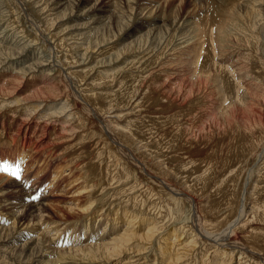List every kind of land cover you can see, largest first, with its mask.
<instances>
[{"label":"rangeland","instance_id":"rangeland-1","mask_svg":"<svg viewBox=\"0 0 264 264\" xmlns=\"http://www.w3.org/2000/svg\"><path fill=\"white\" fill-rule=\"evenodd\" d=\"M72 1L75 2L77 0H72ZM108 1H110V0H99V7L107 6ZM240 1L244 2V3H250L252 0H240ZM23 2H25V1H23ZM114 2L115 3L117 2L118 7L122 8V9L121 8L117 9V13H119L125 17L123 19L125 21V25L129 24L131 21V26L135 27V32L133 33V35H135L134 38L137 37L138 35L143 36L144 34H147V31H149L148 29L150 27L152 28V26H153L152 20L155 17H159V18L163 19V22L166 26L165 27L166 29L169 28L170 22L172 21V18H173L174 20H176V19L180 20V21L184 20V21H188L189 23L194 24L195 28L200 30V32L202 34L205 33L204 34L205 36L203 35L205 37V39L206 38L214 39V40H211V42H209V40L207 39L208 44H210V43L213 44L212 41L213 42L216 41V43H217V41L222 42V44H220L221 46L218 49L217 56H220L221 58H224V59L216 58V61H217L216 63L219 64V62H220V64H224V60L227 59L226 54L231 56V57H234L235 55L241 53V52H239L241 50L240 47H238L232 39L229 38L230 40H228L227 37L224 38V37H221V34L218 35V33L221 31V26H219V24L220 23L222 24V19L224 20L226 18V16H228V11H227L228 6L223 3V0H136L135 7L137 8V12H136V10H130V8L126 9V8H128V6H126V0H115ZM213 2H215V3H213ZM209 4L210 5L212 4L213 6L215 5V7L218 9L219 17L216 20L217 24H215V22L213 23L216 26H214L213 24L211 25V23H210L213 19H211L210 21L206 20L207 14L210 13V11H208V9H207L210 6ZM230 4H233V3L231 2ZM2 5H3L4 9L7 11L8 10L7 1H5V0L2 1ZM248 7H251V6H248ZM73 9L74 8L69 7V11H68V8H66L67 17H63L60 19L58 29L56 30L57 27L54 28L55 31H53L51 33V35H55V34L58 35V32L69 29L72 26H78L79 24L89 22V20L87 18H80V19H75V20L71 19V17L68 16V14H72ZM83 10L84 11H82V12H84V14H85L87 9L86 10L83 9ZM263 10H264V5L261 6V12L264 15ZM139 11H140V13H139ZM29 12H30L31 16L38 21V18L33 15L34 10H29ZM104 15H106V17H107L108 13H105ZM128 17H129V19H128ZM21 18H23V17L21 16L19 18L20 24H18V22L16 21L17 17L14 15V13L12 15H11V13H8V14H6V17L0 16V28H1L0 33H1L2 28H4L7 34H14V37H16V35L18 34L17 36H19V38L22 39L23 42L27 41L28 44L32 43L31 39L34 38L33 31L32 30L30 31L28 28H25V26L29 27L30 24H28L27 21H25V23H22L20 21ZM139 19H140L141 23L139 21L136 22V20H139ZM163 22H159L160 24L158 23L155 25H161V23L163 24ZM111 27H110L111 29L110 28L102 29L100 34L104 33L103 35L107 36L108 31H112V34H114L116 36L115 41H112V39H111L112 42L111 41L106 42L103 45H100L98 41L97 42L95 41V37H97L99 35V31H98L99 27H96V30H95V28L93 30H90V29H88V30H72L70 32L72 35H68L69 34L68 31L64 33V34H66L68 36H72V37H76L77 35L84 36V34H86L88 32L91 33L92 35H94V37L92 38L91 41H87L85 43L86 45L85 44L83 45L84 48L88 47L87 54L85 57L86 62H84V63L81 62V64L79 63L78 65H76L74 67V69L71 70L72 72H74V71L75 72H77V71L83 72V74H82L83 79H81L80 82L77 81V86H78L77 92L80 94V96L83 99H86L89 102L94 104V108H96L97 111L99 112V115L103 119V122H105L106 120L110 121V122L112 120H114L116 122L118 121L119 122L118 126H120V127L117 126L118 128L124 129V130H126V132H130V134L132 136H134V140H136V143L131 144V147L133 148L134 151L138 150L136 154H138L137 155L138 159L140 158L139 160L142 161L143 164L147 163V160H148L149 168L147 166L148 164H145L148 168L147 169L148 173L151 172L150 174H152L153 176L157 175L169 187L170 186H171V188L177 187V189L179 188V190L188 192L189 194L191 193V195L194 197V199L196 198L195 200H197V212L199 213V215L201 217L200 221H198V220L197 221L200 225L201 224L204 225L205 222L208 224L215 222L216 221L215 215L221 214L220 212L219 213L216 212V208H217V205L219 204V201L222 198V189L225 187L227 188L228 187L227 185L230 183L231 184H236V183L239 184L241 179H242V181H244V179L242 177L237 175L238 177H236L235 179H231L232 182H229V181L226 182V178L229 176V175L227 176L228 170H227V168H225V169L222 168V165H223L222 160H224L227 157L226 148L229 147L230 149L234 148L237 150V149H239L240 146H243V144H250V146H251L252 145L251 142H253V144L254 143L255 144L252 146V148L255 150V152H254L253 156L248 157V158H250L248 163L249 164L252 163L254 165L256 162V165H258V164H260L262 157L264 160V151H263L264 150V104H263L264 103V91H263L264 90V76H262V75L258 76L255 73V71H259V69H258L259 66L256 64V62L247 63V67H249L248 69H250L249 73H251V75L253 77L252 79H255L257 81L256 84L259 87L260 92H254V97H253V95H250L251 97L247 98L245 106L242 109V111L245 112V113L242 112L241 116L244 117L242 119V121L232 120L231 118L226 117V111H224L221 114L222 109H220V108H219L220 109V112H219L220 115L216 114L217 108L219 107L217 104H221V101L216 97L218 95V93H216V91H217V89H215L216 85L214 87L213 82H205V84L203 83L201 85H198V84H196L195 80H193L192 78L190 79L187 76L186 83L189 81L187 84H189L190 87L191 86L194 87V88L191 87L193 89V90L191 89L193 95H192V93L191 94L189 93L187 88L185 90L184 88L179 86L182 82H185L182 80L181 77L173 82L174 85L172 84L173 86L171 85L170 86L171 88L170 87L167 88V84L169 83L168 79L170 78L168 74L171 71L176 72V70L178 68V62H174L171 64H169V63L165 64V62L167 61V58L169 57L166 52H162V56L156 59L155 56L153 55L154 54L153 51L151 54V52H150L151 50L149 49L151 47L149 45H151V44L146 43L147 41L145 43H144V41H141L136 46L137 48H135V49H141V50H139L140 54L131 55L129 53H126V54H128V56L126 55V57L122 60H119L120 62H118V63H111L112 64L111 68L107 67V69L99 70L100 69L99 65L102 62H104L105 60H108L107 56H106V55H108V53L105 52V53H107V54H105L102 52H104L110 48H113L115 50H119L121 47L120 46L121 44H125V42L128 43L129 41L133 40L131 38V37H133V35L130 37L131 39L125 38L126 37V32L124 34L125 29L121 33V32H117L116 28L113 27L112 25H111ZM124 28H125V26H124ZM51 29H52L51 27H48V30H51ZM262 29H264V26L259 27V29L256 27L245 26V30L247 31L248 35L252 31H255V30L260 31ZM96 31H97V33H96ZM142 32H143V34L141 35ZM118 35H119V37H118ZM58 38H59V36H58ZM61 38H63V41H64V43L62 45L63 46L62 50L64 53L68 49L66 47V45L68 46V43L67 42L65 43L67 37L62 36ZM167 42L172 44V39L168 38ZM164 43H166V41H164ZM31 45H35L33 47V49L35 48V52L34 53L32 52L31 56H37L38 54L40 55L39 52H41L42 53L41 56L42 57L44 56L43 59H45V58L48 59L49 55L47 53H45V50L43 48L44 47L43 44H40V42H38V43H32ZM99 46H100V48H99ZM262 46H263V41L261 40L260 46L258 45L257 47L261 48ZM147 47H149V48H147ZM39 49H40V51H39ZM223 51H225L226 54H223L222 53ZM160 52H161V49L157 53H160ZM82 53L83 52H81V53L77 52L75 55L77 56V55H80ZM45 56H47V57H45ZM142 56H143V58L140 60L139 58ZM120 59H121V57H120ZM126 60H128L129 62L135 63V64L131 63L128 67H126L124 69V71L121 70L119 73L115 74L116 72H118V69H120V67L121 68L124 67L125 64H121V63H126L127 62ZM115 64H118L119 66L118 65L115 66ZM14 68H16V67H13L12 69H14ZM77 68H79V69H77ZM106 75H111V76L114 75V76L109 81L105 78ZM165 77L168 81L164 80ZM51 78L54 79V81L58 82L60 86L63 85L65 87L67 93L71 92V90L68 87V86H70V83L66 79L63 80V78L61 77L62 81L61 82L57 81L58 76L56 75L55 72H53ZM124 78H128L127 83L128 82L137 83V85L134 84V86L136 87L137 90L141 89L139 91V94L135 95V101L132 102V104H130V101H131V99L135 93L131 94L130 98H128L127 101L126 100L124 101L125 102L124 104H122L123 101L120 102V100H116L117 97H111V94H113V92H115L117 89H119L121 87V85H122L121 79L124 80ZM178 80L181 82L179 83ZM1 81H2V76H0V82ZM164 81L166 82V84H163V83H165ZM177 82H178V85H177ZM26 84H28L27 87L28 86L30 87L36 83H35V81H33V84L31 82V83H24L23 85H26ZM88 85H89V87H88ZM205 85H206V87H205ZM126 87L127 86L124 85L123 88L125 89ZM197 88H198V91H197ZM164 89H166V91ZM9 90L12 92L11 97H9L8 93L2 92L3 95H6L7 97H9L6 101L7 103H12V104L18 105V106H22V104L24 103V105L27 104V105H25V107H27L28 109L30 107H32L33 108L32 111H35L36 109H38L39 106L41 107V109L38 112L42 117L35 115L37 113L30 112V114L33 115V117L35 118V120H36L35 126H37V128H34L33 131H37L38 129L45 127L47 125V123L49 125H51L52 128L54 127L53 131L55 130L57 132L61 130V127L67 128L68 126L72 127V126L76 125L77 121L75 120L74 117L67 119L65 116L66 120H64L65 119L64 117H60L59 119H56L55 116H52L51 118L45 117V115L48 112L53 111V109L56 108L57 103L51 102V103L46 104L47 100H44V99L53 98V97H55L54 95H52L50 93H44L42 96L37 97L36 99L30 100L29 98H32V97L28 96L29 91L26 89L21 88L18 91V93H16V92L14 93V91L16 90V88H14V87L9 88ZM68 90H70V91H68ZM151 90H153V91H151ZM170 90H172V91H170ZM150 91H151L150 98L144 100L143 102H140V100L143 96L148 97V95H149L148 92H150ZM195 91H197V93ZM207 91L211 92V93H208ZM153 92H155V93H153ZM214 92L216 93V95ZM63 93H64V90H63ZM162 93H164V94H162ZM187 93H189V95H191V96H189ZM176 94H177V96H176ZM178 94H179V96H178ZM0 95H2V94H0ZM73 95L75 96L74 98H77L76 92L73 93ZM157 95L159 97L161 96V101L159 103H154V101L157 99ZM173 95H175V96H173ZM185 95H187V96H185ZM205 96H207V97H205ZM62 97H61V99L63 101ZM154 97H156V98H154ZM184 97H187L188 99L184 98ZM193 98H194V100H193ZM216 98H217V101H216ZM68 99L70 100V102H69L70 104L74 103V101L71 97ZM183 99L184 100L187 99V100H185L186 102ZM253 99H255V100H253ZM113 100H114V103H113ZM182 101L185 103H183ZM127 102H129V103H127ZM135 103H138L139 111L138 112L129 111L131 108L130 105L133 106V104H135ZM105 104H106V106H105ZM181 104H184V107ZM215 106H218V107H215ZM211 107H213V108H211ZM0 108H1V106H0ZM7 108L2 109V110L0 109L1 110L0 122L3 123V125H4L3 128H5V129L8 126L12 127L15 124V121L18 120V118H19L18 114L8 116L9 112H8ZM196 108H197V110H195ZM198 109H199V111H198ZM212 109L214 110V112L211 115V113L213 111ZM111 111L116 112V113L110 114ZM205 111H206V114H205L206 116L204 115ZM75 113L77 115H81V119L84 120L85 123H84L83 128L81 127L79 129H76V130L73 129L74 131L79 132V130L87 131L90 129L91 130L95 129V126H93V125L91 128V119L93 120L92 116L90 118V117H88L87 114L81 113L78 109L75 111ZM128 113L129 114L131 113L133 115H129V116H131L129 118V116L126 115ZM9 114H11V113H9ZM176 114H179L177 118H175L171 122H167V123L165 122L167 117H171V116L176 115ZM113 115H115V116L120 115V117L117 120H115V119L111 118ZM147 115L149 118L147 117ZM246 116H247V118H246ZM10 117H12V118H10ZM158 117L160 119L163 118L164 121H162V119L161 120L155 119ZM220 119L222 121H220ZM191 121H192V123H190ZM36 122H37V124H36ZM56 122H57V124H56ZM93 122H94V120H93ZM158 122L159 123L164 122L166 124H162V125L158 126L157 128H154V129L150 127L149 130H146V129L142 128V126H140L141 124H144V123L147 126H154V123H158ZM181 122H183V123H181ZM44 124H45V126H44ZM81 125H82V123H81ZM131 125H133V126H131ZM172 125L177 127V129L179 128V136H178L179 142L177 143V145H178L177 151L178 152H176L177 153L176 154L177 159L180 161L179 163H177L176 161L175 162L170 161L171 164L168 163V159H169L168 155L165 157H160L157 159V158H152V157L147 158L148 156L145 157L146 155L141 154V151L139 150L140 148L144 147V148H146L145 150L147 151L148 149L146 146L152 144V141H149L147 143V141L145 139H149V140L156 139L158 141L160 139L162 133H163L162 135H164L165 139L169 138L170 137L169 134H172V131L175 128ZM189 125H190V127H189ZM218 125H219V127H218ZM71 127H68V128H71ZM159 127H161V128H159ZM186 127H188V128H186ZM257 127L260 128V130L263 129V131L261 133L262 136L258 137V133L256 131V132H254L255 137L257 136L255 139L253 138V136H250L251 138L247 139V141L244 142L243 144H240L241 138H246L245 136H246L247 130H252V132H253L254 130L258 129ZM127 128L130 131L127 130ZM170 128H172V129H170ZM99 129H101L100 123H99ZM91 130H90V132H91ZM192 130L194 132H192ZM95 131H96V133H94L95 135L93 137H91V138L88 137V139L82 138L83 141H81L80 135L76 138V136L73 137V136H70V134H68L66 138L63 137L59 140L57 147H56V150H55V154L52 157H49L47 155H45V156L40 155L37 157L38 160L35 159V163L34 162L30 163V161L28 162V159H25L24 153L22 155L21 150L18 147H16L15 145L9 144L4 136L0 137V139H1L0 140V142H1L0 143V164L9 163V164H12L13 166H15L16 164H19L20 169H21L19 180H17L16 178H14L13 176H11L10 174H8L6 172H0L1 178L4 176L2 178L4 182H1V184L3 186H0V190L2 191V194H3L2 199L5 201H9L10 203L16 204V202H18L19 199L23 198L24 194L29 195L31 193L30 195L35 196L37 198V199L33 200L34 204L38 202V207H37L39 209L38 215L29 214V215L23 216L22 212H21L20 205L13 207L12 210L6 211V210L2 209L0 211V220L4 221V224H6V226H5L6 228L14 221L13 227H14L16 232L20 233L23 230L24 232H26L28 234L26 236V239L22 240L20 242V244L22 242L32 241L33 239L36 238V236L38 234H40L42 232V228L40 230L39 226L33 225V222L38 217L44 221L43 223H41V225H42L41 227L44 226L46 229H48V227L49 228L51 227L50 225H52L53 227L58 226V228L50 229V231H43V233H42L43 240L46 241L45 247L48 248L49 251H51V252L58 253L60 250L63 252L65 249H70L71 247H73V249L83 248V247H85L84 244L87 243L88 245H94V244L98 243L99 240L101 241L100 244L102 243V239L105 237V235L102 234V232H103L102 229H104V225H105L104 223L105 222H102V221H100V223L98 221H97L98 223L96 221L93 222L92 220H90V216L83 215V212L80 213V211L86 210V208H88V205L90 204L89 201L92 198L89 197L87 194H83L81 196H76L74 189L76 190L77 188H79L81 183H80V185H76L77 186L76 188L74 187V185L69 184L74 178H78V177L82 176V177H80V179H82L83 182L81 180H79V182H82V183L87 182L86 184H92L93 183V187L98 185L99 188L98 187L96 189L94 188L95 191H94L93 196L96 197L97 199H100V200L102 199V201L104 200L103 201L104 203L100 204V206H103L102 207L103 209H104V207L105 208L108 207L107 214H105L106 217H102V218L99 217V219L106 220V221L116 219L117 221L115 222V224H116L117 228L119 227L118 229L120 230V233L124 230V228H126V226L124 227L125 224L122 222L123 217L125 215L128 216L126 213L131 214L138 219V220H135V222L138 221V223L136 224L137 226L135 225V227H137V228L134 231L137 233V235H140L141 237L139 239L136 238V239H134V241L130 242L131 245L130 244L129 245L131 247L129 249L127 248V244L125 245V248L122 249L121 250L122 252L120 253L121 256H123L124 258H128V257L130 258L131 255L134 254L136 256L134 259L139 260V261H137L136 264H144V263L145 264H224V263L225 264L226 263L227 264H234V261L229 260V256L227 254H224L226 247L221 248L220 246H216V247L212 246L211 240H208V239L206 240V238H203L202 233H200V231L197 229L196 225L193 224V220H192L193 215L191 214L187 218V216H186L187 214L184 213V205H181V203H178V202L174 201L172 198L168 197L167 195H170V194L168 191H166V188H164V186L152 183V185L150 187L148 186L149 187L148 193L144 194L143 196L139 194L140 193L139 190H134L133 192H131L130 195L129 194H126V195L121 194V196L118 195L116 197L117 199L109 198L111 196V192L108 190V188H107L108 186L104 182L99 181V177H100L101 172H102L101 170H103V168L105 167V165L107 163L105 151H104V153H102V149L107 148V147L103 146L104 143H103V134L102 133H104V132L103 131L101 132L100 130L99 131L95 130ZM156 132H157V134H156ZM80 133L87 136L85 132L84 133L80 132ZM38 134H40L39 131L37 132V135ZM209 134H211L212 136L211 135L209 136ZM216 134H217L218 138L221 137L220 141H218V142L216 141V139H218L217 137H215V139H212V137L215 136ZM110 135L113 138L114 137L116 138L117 133L112 131V133H110ZM203 136H205V137H203ZM100 137H102V138H100ZM206 137L207 138L210 137L209 140L210 139L211 140L210 141L207 140ZM226 138H228V140H226ZM233 138H234V140H233ZM223 139H224V141H223ZM122 141H123V139H122ZM194 141H195V143H194ZM225 141H226V144H225ZM123 142H126V140H124ZM99 143H100V145H99ZM217 143L220 146V149H219L220 152L216 151V153L217 154L219 153L221 166H220V164H218L219 158H218V156H216L217 154L213 155V153H211L214 149H216L218 147L216 145ZM114 144L116 146V143H114ZM201 145L203 147H201ZM206 146L207 147L209 146V147L207 148ZM117 147H118V144H117ZM131 147H127V148L131 150ZM187 148H189V149L187 150ZM98 152H99V154H97ZM118 152L121 153L120 150ZM188 152H190V154H187ZM93 153L95 154V156ZM115 153L117 154V156L118 155L120 156V157L118 156L120 158L119 159L120 161L118 162V164L120 163L119 165L121 167L126 166V165H131L132 167H136V165L134 164L133 161L127 160L126 158H124V156H122V154H119L117 152H115ZM57 154L58 155H60V154L66 155L68 157L67 159L77 158L80 156V154H82V156H80L81 157L80 165L83 163V168L85 169L83 171L84 173L83 172L81 173L78 170L77 172H74L72 174V177H68V178L67 177L65 178V177H63V175H60V173L64 174L68 169H66L67 167L64 166L65 165L64 160L54 159V156H56ZM97 155H99V156H97ZM139 155H140V157H139ZM93 156H94V158H93ZM121 156L124 159L121 158ZM195 156H197L198 158ZM141 157H143V158L141 159ZM252 157H253V159H252ZM258 157H260V158H258ZM52 159H54V160H52ZM191 159L192 160L201 159L200 161H204V159H206L209 161H208V163L207 162L203 163V164L200 163V165H198L196 163H192L191 165L194 166L192 171H186V170H191L192 166L191 167L185 166V169H186L185 172H191L189 175L183 174V171H180V170H179V172H177L176 169L178 166L180 168V165L185 163L184 161L188 162ZM155 161L156 162L160 161V167H161V165L163 166L161 168H165V167H168V168L170 167V168L168 169V171L159 170V169H157L159 167L157 165H155L156 164ZM100 165H101V167H100ZM248 165L245 166V168L247 167L246 169L244 168L245 171L248 170V167H249ZM61 167H63V168L61 169V172H59V169ZM232 167H235V166L232 165L231 168ZM173 168L176 170L175 173H174ZM255 169H256V167L253 166V167H251V170H249V173H250L249 175L251 177V178H249L250 185H252V183L254 181L252 179H255L257 176L256 174L255 175L253 174L255 172ZM97 170H99V171L97 172ZM171 170H173V171H171ZM128 171H129V169H128ZM143 171L137 170L135 173L136 174L135 180H137L136 184L137 183H138V185L141 184V186L146 184L147 180H150V179H148V177H145L147 172H145V171L143 172ZM58 172H59V174H58ZM80 173H81V175H80ZM96 174H97V176H95ZM196 174H200L201 176H203V179H202L203 183H201L200 185H196L194 183V182H198V181H195V179H194V176ZM55 177H59V178H55ZM145 178H146V180H145ZM53 179H55V180H53ZM84 179H86V180H84ZM151 179L153 180L154 178H151ZM238 179H240V180H238ZM154 180L157 181V179H154ZM220 180H222L223 182L222 181L219 182ZM52 181H53V183H52ZM124 182L128 183V182H132V180L120 181L119 182L120 186L118 187L119 189H121L125 186V185H123ZM218 182L220 183L218 185L219 190L215 191V189L217 187L215 185H217ZM157 183H158V181H157ZM260 184H262L261 179L259 180V185ZM71 185L74 188H71L72 187ZM224 185H226V186H224ZM130 187H131V183L127 184L126 188H124L123 190H125V189L128 190ZM198 187H199V190H198ZM187 188L188 189L190 188L191 191H189ZM208 189H209V191H208ZM101 191H103V192H101ZM248 196H249V193H248L247 197ZM166 199H167V201H166ZM214 200H216V208H215V201ZM251 203L248 201L247 211L243 212V214H246V216H245L246 218H247V215L248 216L250 215V211H248V210L250 209ZM169 205H172V208L175 209V213L177 210V213H176L177 216L173 210H172V212L169 211L170 212L169 213L167 210L165 211V209L162 208V207L166 206L169 209V208H171V207H169ZM98 207L99 206L97 205L95 207V209H98ZM253 207L256 209V207L254 205H253ZM232 208L235 209L236 207L232 206ZM185 209L187 212V206H185ZM166 212H168V213H166ZM234 212L232 213V210H231V211L227 212V214L222 215L221 218H223L225 220V224L228 225V223H230V222L232 223V221L234 219H238V218L240 219V217L243 215V214L240 215V213L234 214ZM103 214H104V212H103ZM169 214H171V215H169ZM238 216H240V217H238ZM92 217H93V215H92ZM185 217L187 219H185ZM33 218H36V219L33 220ZM132 218H134V217H132ZM95 220H97V218H95ZM244 220L245 219H241L239 222L242 224V223H244ZM101 222H102V224H101ZM62 223L68 224V226H66L64 224L61 225ZM240 223H239V225H237V227L240 226ZM56 224H58V225H56ZM148 224H153L151 226V228L154 225H157L156 227H158V224H161L159 226L160 230L159 229L158 230L153 229L154 233H151L152 236H147L145 234H146V230L148 228V226H147ZM94 227H95V229H94ZM254 228L256 230H259L257 225L254 226ZM203 229L205 232H207V233L209 232L210 234H213L215 236H216V233H219L223 230V228H221L218 231H214L211 229V227H209V228L203 227ZM262 230H264V229H262ZM157 231H159V232H157ZM57 233H58V235H57ZM72 236H76V237H72ZM241 237L243 238V235H241V233H239L238 235L235 236V240L237 241L238 238L241 239ZM67 238L70 240L72 239L74 241L77 240V241H81V242L80 243H74L73 246H68V244H67V246H64L63 244L66 242ZM108 238L109 237L105 238L104 242L108 241L109 240ZM49 240H51V241H49ZM50 243H52V245L54 244V246H50L49 245ZM82 243H83V245H82ZM34 244H35L34 241L30 242L29 247H32V248L35 247ZM11 246H13V244ZM11 246L7 245L5 247L9 248ZM135 246H137V247H135ZM50 247H53V249H50ZM139 251H140V253H142V255H138ZM3 253H6V250H4ZM62 254L67 255V254H69V252L65 251ZM127 261H128L127 259H124V262H127ZM99 263L101 264L102 262H99ZM115 263L113 262L112 264H115ZM92 264H94V263H92Z\"/></svg>","mask_w":264,"mask_h":264},{"label":"bare ground","instance_id":"bare-ground-1","mask_svg":"<svg viewBox=\"0 0 264 264\" xmlns=\"http://www.w3.org/2000/svg\"><path fill=\"white\" fill-rule=\"evenodd\" d=\"M2 1H4V0H0V16L6 17V14H8V13H11V15L14 13V15L17 17L16 21L18 22V24H20L19 18L22 16L23 18H21L20 21L22 23H25V21H27V23L30 24L29 27L25 26V28H28L30 31L31 30L33 31L34 38L31 39L32 43L40 42V44H43V46H44L43 48L45 50V53H47L49 56H48V59L47 58L43 59L44 56L43 57L41 56V54H42L41 52H39L40 55L37 53L38 54L37 56H31L32 52L33 53L35 52V48L33 49V47L35 45H31L32 43L28 44L27 41L23 42V40L20 39L19 36H17L18 34L16 35V37H14V34H7L5 29L2 28L1 33H0V76H2V81L0 82V86H1L0 87V94H2V95H0V106H1L0 109L2 110V109H6L8 107L7 110L9 113H11V114L8 113V116L18 114L19 118H18V120L15 121V124L13 123L14 125L12 127L8 126L6 129L3 128L4 125H3V123L0 122V137L4 136L9 144L15 145L16 147H18L21 150V154L23 155V153H24L25 159H28V162L30 161V163H33V162L35 163V159H37V157L40 155H44V156L47 155L49 157H52L55 154V150H56V147H57L59 140L63 137L66 138L68 134H70V136H73V137L76 136V138L80 135L81 141H83L82 138L88 139V137H90V138L93 137L95 135L94 133H96L95 130H98V131L100 130L101 132L103 131L104 132V133H102L103 134V143H104L103 146L107 147V148L106 149L103 148L102 153H104V151H105L107 163H106L105 167L103 168V170H101L102 172H101V175L99 177V181L104 182L108 186L107 188L111 192V196L109 198L117 199L116 197L118 195L121 196V194H124V195L129 194L130 195L131 192H133L134 190H139L140 193L139 192L138 193L143 196L144 194L148 193V188L152 185V183L164 186V188H166V191H168L170 194V195H167L168 197L172 198L174 201H176L178 203H181V205H184V213L187 214L186 215L187 218L191 214L193 215V217H192L193 224H195L197 229L200 231V233H202L203 238H206V240L207 239L211 240L212 246H215V247L220 246L221 248L226 247L224 254H227L229 256V260L234 261V264H264V230H262V229H264L263 228L264 227V160L262 157L260 164L256 165V162L254 165L252 163L249 164L248 162H249L250 158H248V157L253 156L255 150L252 148V146L255 143L253 144V142H251L252 143L251 146H250V144H243L244 142L247 141V139L251 138L250 136H253V138L255 139L257 136L255 137L254 132H256V131L258 133V137H261L262 136L261 133H262L263 129L260 130V128L257 127L258 129L254 130L253 132H252V130H247L248 134L246 133V136L244 135L246 138H241V140H240V144H243V146H240L239 149L236 150L234 148L233 149H230L229 147L226 148L227 157L224 160H222L223 158L221 159L223 161L222 164L224 165V166L222 165V168H224V169L227 168V170H228L227 176L228 175L229 176L226 178V182H228V181L232 182L231 179H235L238 176L242 177L244 179V181H242V179H241L239 184L238 183H236V184L230 183L227 185L228 186L227 188L226 187L223 188L222 189V198L219 201L217 208H216V200H214L216 212H218V213L220 212L221 214L215 215L216 216L215 222H213L211 224H208L205 222L204 225H202V224L200 225L198 223V221H200L201 217H200L199 213L197 212V200H195L196 198L194 199V197L191 195V193L189 194L188 192L179 190V188L177 189V187L176 188H171V186L169 187L160 177H158L157 175L153 176L152 174H150L151 172L148 173V170H147L149 168L148 160H147V163L144 162L145 164H148L147 165L148 168H147V166L145 164H143L142 161L139 160L140 158L138 159V156H137L138 154H136L138 150L134 151L133 148L131 147V144L136 143V140H134V136H132L130 134V132H126V130L118 128V127H120V126H118V123H119L118 121L116 122V121L112 120L113 122L112 121L110 122V121L106 120L105 122H103V119L99 115V112L97 111L96 108H94V104L89 102L86 99H83L80 96V94L77 92L78 91L77 81L80 82L81 79H83V75H82L83 72H80V71L72 72L71 70L74 69V67L76 65H78L79 63L81 64V62H83V63L86 62L85 57L87 54L88 47L84 48L83 45L87 41H91L92 38L94 37V35H92L91 33L88 32V33L84 34V36H80V35H77L76 37L68 36V35H72L70 33L72 30H88V29L93 30L94 28L96 30V27H99V30H98L99 35L97 37H95V41L96 42L98 41L100 45H103L106 42H110L111 39H112V41H115L116 36L114 34H112V31H108L107 36L106 35L104 36L103 35L104 33L100 34L102 29L110 28L111 25L116 28L117 32L122 33L125 29V31H124V34L126 32L125 38L126 39L132 38L133 40L129 41L128 43L125 42V44L120 43L121 47L119 50H115L113 48H110V49H107L106 51L102 52V53H105V52L108 53V55H106L108 60H105L104 62H102L99 65V68H100L99 70L107 69V67L111 68V65H112L111 63L120 62L119 60L124 59L126 57V55L128 56V54H126V53H129L131 55L140 54L139 50H141V49H135V48H137L136 46L141 41H144V43L147 41L146 43L151 44V45H149L151 47L150 48L147 47V48H149L151 50L150 51L151 54H152V51L154 52L153 55L155 56L156 59L162 56V52H166L169 57L167 58V61L165 62V64L166 63L171 64L174 62H178V68H177L176 72H174V71H171L170 73L168 72L169 73L168 75L170 78L168 79L169 83L167 84V88H169L173 84L174 81H176L177 79H179L181 77L182 80L185 82H182L179 86H181L185 90L187 88L189 93L191 94L192 93L191 89L194 87L191 86L192 87L191 88L189 86V84H187L189 81L186 83L187 76L190 79L192 78L193 80H195L196 84H198V85H201L203 83L205 84V82H213L214 87L216 85V87H215V89H217L216 93H218V95L216 97L221 101V104H217L219 101L216 103L219 106V107L215 106V107H218L216 114L220 115L219 112H220V109H222L221 114L224 111H226V117L227 118H231L232 120H236V121H242V119L244 118L241 116L242 112H243L242 109L245 106L247 98L251 97L250 95H253V97H254V92H260V89L256 84L257 81L255 79H252L253 77H252L251 73H249L250 69H248L249 67H247V63L256 62V64L259 66V68H258L259 71H255V73L258 76H261V75L264 76V67H263L264 66V29H262L260 31H258V30L252 31L248 35L247 31L245 30V26L256 27L258 29H259V27L264 26V15L261 12V6L264 5V0H252L250 3H244V2H241L240 0H223V3L228 6V9H227L228 16H226V18L224 20L222 19V24L220 23L221 21L219 20L220 21L219 26H221V31L218 33V35L221 34V37H224V38L227 37L228 40L232 39L235 42V44L238 47H240L241 50L239 52H241V53L235 55L234 57H231V56L227 55L225 53V51H223L222 53L226 54L227 59L224 60V64H220V62H219L220 65L218 63H216L217 62L216 58L224 59V58H221L220 56H217L218 49L221 46L220 44H222V42L217 41V43H216V41H214L215 42L214 43L212 41L213 44H211V43H210L211 45L208 44V41H207L208 38L205 39V37H204L205 33L202 34L200 32V30L195 28L194 24L189 23L188 21H184V20L180 21V20H177L176 18H175L176 20H174L172 18V21L170 20L171 22H170L169 28L166 29L165 28L166 26L163 22V19H161L159 17H155L152 20L153 26H152V28L150 27L151 29L150 28L148 29L149 31H147V34H144L143 36L138 35L139 37L137 36L134 38L135 35H133V33L135 32V27L131 26V21L129 24L125 25V21L123 20L125 17L123 15L117 13V9H120L121 7L120 8L118 7V3L114 2L115 0L108 1L107 6H105V7H99V0H82V1L77 0L75 2H73L72 0L71 1L70 0H5V1H7V5H8L7 11L4 9V7L2 5ZM23 1H25V2H23ZM231 2L233 4H230ZM213 3H215V2H213ZM135 4H136V0H126V6H128V8H126V9L130 8V10H136V12H137V8L135 7ZM248 6H251V7H248ZM69 7L74 8L72 10L73 13L68 14V16L71 17V19L75 20V19H80V18H87L89 20V22L79 24L78 26H72L69 29L58 32V35L57 34L51 35V33L53 31H55L54 28L57 27L56 30L58 29L60 19L63 17H67L66 8H68V11H69ZM209 8H207V9H208V11H210V13L207 14L206 20L210 21L211 19H213L210 22L211 25L214 22H215V24H217L216 20L219 17L218 9L215 7V5L213 6L212 4L209 6ZM83 9H85V10L87 9L85 14H84V12H82V11H84ZM29 10H34L33 15L38 18V21L31 16ZM105 13H108L107 17H106V15H104ZM139 13H140V11H139ZM128 19H129V17H128ZM137 21L140 22V19L136 20V22ZM159 22H163V24L161 23V25H155V24H158ZM215 24H213V25L216 26ZM124 26H125V28H124ZM48 27H51L52 29L48 30ZM67 31L69 32V34L68 35L64 34ZM96 33H97V31H96ZM142 34H143V32L141 33V35ZM132 35H133V37H131ZM58 36H59V38H58ZM62 36L67 37L65 43L66 42L68 43V46L66 45V47L68 49L64 53L62 50V47H63L62 45L64 43L63 38H61ZM118 37H119V35H118ZM168 38L172 39V44L167 42ZM208 40H209V42H211V40H214V39L209 38ZM261 40L263 41V46L261 48H258L257 46L258 45L260 46ZM164 41H166V43H164ZM99 48H100V46H99ZM160 49H161V52L157 53ZM39 51H40V49H39ZM77 52H79V53L83 52V53L76 56L75 54ZM107 53H105V54H107ZM45 57H47V56H45ZM120 57H121V59H120ZM142 58H143V56L140 57L139 59L141 60ZM126 61H127L126 63H121V64H125L124 67H122V68L120 67V69H118V72H116L115 74L119 73L121 70L124 71V69L132 63V62H129L128 60H126ZM132 64H135V63H132ZM117 65L118 64H115V66H117ZM13 67H16V68L12 69ZM77 69H79V68H77ZM53 72H55L56 75L58 76L57 81L61 82L62 81L61 77H62L63 80L66 79L70 83V86H68L69 89L71 90L70 93H67V91L63 85L60 86L58 82L54 81V79L51 78ZM113 76L114 75H112V76L106 75L105 78L110 81ZM164 80L168 81L166 79V77ZM33 81H35V83H36L33 86L27 87L28 84L23 85L24 83H31V82L33 84ZM127 81H128V78H124V80L121 79V84H122L121 87L119 89H117L115 92H113V94H111V97H117L116 100H120V102L123 101L122 104L125 103L124 102L125 100L127 101V99L130 98L131 94L135 93L133 95L131 101H130V104H132V102L135 101V95L139 94V91L141 90V89L137 90L136 87L134 86V84L137 85V83H135V82H133V83L128 82L127 83ZM180 82L181 81H179V83ZM163 84H166V82ZM124 85L127 86L126 87L127 89L123 88ZM177 85H178V82H177ZM11 87L16 88L14 93L15 92L18 93V91L21 88L28 90L29 91L28 96L32 97V98H29L30 100L36 99L37 97L42 96L44 93H50V94L54 95L55 96V97H53L54 99L53 98H46V97H45L46 99H44V100H47L46 104L51 103V102L57 103L56 108H54L53 111L48 112L45 115V117L51 118L52 116H55L56 119H59L60 117L65 118V116L67 119L74 117L75 120L77 121V123H76L77 126L74 125L75 127L74 126L71 127V126L67 125L68 127H71V128L61 127V130L57 132L55 130L53 131L54 127L52 128L51 125H49L47 123L46 126L44 124L45 127H42L40 129H38L37 131H33V129L37 128V126H35L36 120L33 117V115L30 114V112L37 113L35 115L42 117L38 112L41 109V107L39 106L38 109H36L35 111H32L33 108L30 107L28 109L27 107H25V105H27V104L24 105V103L22 104V106L14 105L12 103H7L6 102L7 99L9 97H11V94H12V92L9 90V88H11ZM88 87H89V85H88ZM205 87H206V85H205ZM63 90H64V93H63ZM70 90H68V91H70ZM164 90L166 91V89H164ZM151 91H153V90H151ZM151 91L148 92V94H149L148 97L143 96L141 98L140 102H143L144 100L149 99ZM170 91H172V90H170ZM197 91H198V88H197ZM197 91H195V92L197 93ZM2 92L8 93L9 97H7L6 95H3ZM75 92H76L77 98H74L75 96L73 95V93H75ZM153 93H155V92H153ZM189 93H187V94L189 95ZM208 93H211V92H208ZM216 93H215V95H216ZM162 94H164V93H162ZM192 95H193V93H192ZM173 96H175V95H173ZM176 96H177V94H176ZM178 96H179V94H178ZM185 96H187V95H185ZM189 96H191V95H189ZM207 96H205V97H207ZM61 97L63 98V101H62ZM70 97L74 101L73 104L69 103L70 100L68 98H70ZM154 98H156V97H154ZM184 98H187V97H184ZM217 98H216V101H217ZM187 99H185V100H187ZM193 100H194V98H193ZM253 100H255V99H253ZM160 101H161V96L159 97L157 95V99L154 101V103H159ZM185 102H183V103H185ZM113 103H114V100H113ZM127 103H129V102H127ZM181 105H183V107H184V104H181ZM105 106H106V104H105ZM130 106H131V108L129 111H136V112L139 111L138 103H135V104H133V106L132 105H130ZM211 108H213V107H211ZM77 109L81 113L87 114L88 117H90V118H91V116L93 117L94 122L91 119V128H92V125L95 126L94 130L90 129L91 132H90V130H87V131L79 130V132H76L73 130V129H75V130L79 129L81 127L83 128L84 123H85V121L81 119V115H77L75 113V111ZM1 110H0V112H1ZM195 110H197V108ZM198 111H199V109H198ZM206 111H205L204 115L206 114ZM213 112H214V110L212 111L211 115L213 114ZM114 113H116V112L111 111L110 114H114ZM243 113H245V112H243ZM126 115L129 116V115H133V114L128 113ZM178 115L179 114L173 115L171 117H167L165 122L166 123L171 122L172 120L177 118ZM119 117H120V115H118V116L113 115L111 118L117 120ZM130 117L131 116H129V118ZM147 117H148V115H147ZM10 118H12V117H10ZM66 118L64 120H66ZM246 118H247V116H246ZM155 119H158V120L162 119V121H164L163 118L160 119L159 117L155 118ZM220 121H222V120L220 119ZM81 123H82V125H81ZM99 123L101 124V129H99ZM166 123H164V122L159 123L158 122V123H154V126H147L144 123V124H141L140 126H142V128H144L146 130H149L150 127L154 129V128H157L158 126H160L162 124H166ZM181 123H183V122H181ZM190 123H192V121ZM36 124H37V122H36ZM56 124H57V122H56ZM131 126H133V125H131ZM173 127H175V126H173ZM189 127H190V125H189ZM218 127H219V125H218ZM159 128H161V127H159ZM186 128H188V127H186ZM170 129H172V128H170ZM176 129H177V127L174 128V130L172 131V134H169L170 137L166 138V139L164 138V135H162L163 133L161 134V137L158 141L156 139H152V140L145 139L147 141V143L149 141H152V144L146 146L148 149L147 151L145 150L146 148H144V147L140 148L139 150L141 151V154L146 155L145 157L148 156L147 158L152 157V158H157V159L160 157H165L168 155V158H169L168 163L171 164V162H175V161L177 163H179L180 161L177 159V156H176V154H177L176 152H178L177 151L178 150L177 149L178 148L177 143L179 142V137H178L179 136V128L177 130ZM111 130L117 133L116 138L115 137L113 138L110 135V133H112ZM127 130H129V129L127 128ZM193 130H192V132H194ZM38 131L40 132V134L37 135ZM80 132H83V133L85 132L87 136L83 135ZM156 134H157V132H156ZM210 135L211 134H209V136ZM203 137H205V136H203ZM215 137H217V134L215 136H213L212 139H215ZM100 138H102V137H100ZM209 138L210 137H208L207 140H209ZM122 139H123V141L126 140V142H123ZM220 139H221V137L216 139V141L218 142V141H220ZM226 140H228V138H226ZM233 140H234V138H233ZM223 141H224V139H223ZM114 143H116V146ZM194 143H195V141H194ZM117 144H118V147H117ZM225 144H226V141H225ZM99 145H100V143H99ZM202 145H201V147H203ZM216 145L218 147L211 152V153H213V155L217 154L216 151L220 152L219 151L220 146L218 145V143ZM127 147H131V150L128 149ZM188 149L189 148H187V150ZM119 150L121 153L118 152ZM115 152L122 154V156H124V158H126L129 161L130 160L133 161L134 164L136 165V167H132L131 165H126V166L121 167L119 165L120 163L118 164V162L120 161L119 160L120 156L118 155L119 156L118 157ZM97 154H99V152ZM187 154H190V152H188ZM80 156H82V154H80ZM80 156L77 158H70V159H67L68 157L66 155H63V154H60V155L57 154L56 156H54V159L64 160V162H65L64 166L67 167L66 169H68L64 174L60 173V175H63V177L68 178V177H72V174L74 172H77L78 170L82 173L85 169L83 168V163L80 165V160H81ZM94 156H95V154H94ZM94 156H93V158H94ZM97 156H99V155H97ZM122 156H121V158H123ZM216 156H218V158H219L218 164H220L221 161H220L219 153ZM139 157H140V155H139ZM195 157H197V156H195ZM142 158L143 157H141V159ZM258 158H260V157H258ZM54 159H52V160H54ZM252 159H253V157H252ZM200 160L201 159H194V160L191 159L188 162L183 160L185 163L181 164L180 168L178 166L176 170H177V172H179V170L183 171V174L189 175L191 172H185V170H186L185 166H190V167L192 166L191 170H186V171H192L194 168V166L191 165L192 163H196V164L200 165V163H202V164L206 163V162L208 163V161H209L206 159H204V161H200ZM155 165H157L159 167V168L156 167L159 170L168 171V169L170 168V167L169 168L168 167L161 168L163 166L161 165V167H160V161L156 162ZM232 165H234L235 167L231 168ZM247 165L249 167H248V170L245 171V169L247 168V167L245 168V166H247ZM220 166H221V164H220ZM253 166L256 167L255 172L253 174L254 175L256 174L257 176L255 179H252L254 181H253L252 185H250L249 178H251V177L249 175L250 174L249 170H251V167H253ZM100 167H101V165H100ZM62 168L63 167H61L59 169V172H61ZM128 169H129V171H128ZM137 170H142V171L144 170L145 172H147L145 177H148V179H150V180H147L146 184H144L143 186H141L140 183H139L140 185H138V183L136 184L137 180H135L136 179L135 173ZM173 170L175 173L176 170L174 168H173ZM173 170H171V171H173ZM98 171L99 170H97V172ZM59 172H58V174H59ZM81 173H80V175H81ZM95 176H97V174ZM80 177H82V176H80ZM80 177L74 178L69 184L74 185V187L76 188L77 187L76 185H80V183H81L79 188H77L76 190L74 189L76 196H81L83 194H87L89 197L92 198L89 201L90 204L88 205V208H86V210L80 211V213L83 212V215L90 216V220H92L93 222H95V221L96 222L98 221L99 223H100V221L105 222L104 223L105 224L104 229H102V231H103L102 234H104L105 237L104 238L102 237L103 238L102 243L100 244L101 241L99 240L98 243H96L94 245H88L86 243V244H84L85 247H83V248L73 249V247H71L70 249H65L63 252L61 250L58 253L51 252V251H49L48 248L45 247L46 241L43 240L42 233H43V231H50V229L58 228V226L53 227L52 225H50L51 227L50 228L48 227V229H46L44 226H43L44 227L43 228V227H41L42 226L41 223H43L44 221L38 217L37 219L33 218V220L36 219L33 222V225L39 226L40 230L42 228V232L40 234H38L35 239L32 240L35 242V244H34L35 247L32 248V247H29V243L32 241H29V242L26 241V242H22L20 244V242L22 240L26 239V236L28 234L26 232H24L23 230L20 233L16 232L14 227H13L14 221L6 228L5 227L6 224H4V221L0 220V264H92V263L100 264L99 262H102L103 264H110L111 262L112 263L116 262L115 264H136L137 261H139L138 259H134L136 257L134 254L131 255L130 258L128 257L129 259L124 258L120 254L122 252L121 250L125 248L126 244H127V248L129 249L131 247L130 242L134 241V239H136V238L139 239L141 237L140 235H137V233L134 231L137 228V227H135V225L138 223V221L135 222V220H138V219L135 216L126 213L128 216L125 215L122 219V222L125 224L124 227L126 226V228H124V230L121 233H120V230L118 229L119 227L117 228V226L115 224V222L117 221L116 219H112L110 221L99 219V217H101V218L106 217L105 214H107L108 207H106V208L104 207V209H103L102 208L103 206H100V204H103L104 200L102 201V199L100 200V199H97L96 197L93 196L94 191H95L94 188L96 189L98 187V185L93 187V183L92 184H86L87 182L82 183L83 181H82V179H80ZM2 178L0 176V186H3L1 184V182H4ZM55 178H59V177H55ZM151 178L157 179L158 183L156 180H154V179L152 180ZM194 179H195V181H198V182L193 181L196 185H200L201 183H203L202 182L203 176H201L200 174H196L194 176ZM260 179L262 180V184L259 185ZM53 180H55V179H53ZM79 180H81L82 182H79ZM84 180H86V179H84ZM123 180H127V181L132 180V182H128V183L124 182L123 185H125V186L123 187L121 185L123 188L119 189L118 188L120 186L119 182L123 181ZM145 180H146V178H145ZM222 180H220L219 182H221ZM238 180H240V179H238ZM219 182L217 185H215V186H217L215 191L219 190V187H218V185L220 184ZM52 183H53V181H52ZM129 183H131V187L128 190L127 189L123 190L124 188H126V185ZM224 186H226V185H224ZM74 187L72 186L71 188H74ZM188 190L191 191L190 188ZM198 190H199V187H198ZM208 191H209V189H208ZM101 192H103V191H101ZM248 193H249V196L247 197ZM30 194L29 195L24 194L23 198L19 199L18 202H16V204H14V203H10L9 201L3 200L2 199L3 194H2V191L0 190V211L2 209L6 210V211L12 210L13 207L20 205L21 212H22L23 216L24 215L26 216L29 214L38 215V212H39V209L37 208L38 202L34 204L33 197H35V196H32ZM166 201H167V199H166ZM248 201L250 203L251 202L252 203H251L250 209L248 210V211H250V215L249 216L247 215V218H246L245 217L246 214H243V212L247 211ZM97 205L99 207H98V209H95V207ZM253 205L256 207V209L253 207ZM185 206H187V212L188 213L186 212ZM232 206L236 207V208L234 209V208H232ZM169 207H171V208L168 209V207H166V206L162 207V208H164L165 211L167 210L168 212L169 211L172 212V210H173L175 213V209L172 208V205H169ZM231 210H232V213L235 211L234 214L240 213V215H242V214L243 215L241 217L238 216V217H240V219L238 218V219H234L233 221L231 220L232 223L230 222L231 224L228 223V225H227V224H225V220L221 217H222V215L227 214V212H229ZM103 212H104V214H103ZM168 212H166V213H168ZM176 213H177V210H176ZM92 215H93V217H92ZM169 215H171V214H169ZM176 216H177V214H176ZM132 217H134V218H132ZM95 218H97V220H95ZM187 218L185 217V219H187ZM241 219H245L244 223H242V224L239 222ZM102 222H101V224H102ZM239 223H240V226L237 227V225H239ZM63 224L64 223H62L61 225H63ZM56 225H58V224H56ZM64 225L68 226V224H64ZM152 225L153 224L147 225L148 228L146 230L145 235L152 236L151 233H154L153 229L154 230H158V229L160 230L159 226L161 224H158V227H156L157 225H154L151 228ZM256 225L258 226L259 230H256L254 228V226H256ZM203 227H205V228L211 227V229L214 231H218L221 228H223V230L219 233H216V236H215L213 234H210L209 232L208 233L205 232ZM94 229H95V227H94ZM157 232H159V231H157ZM239 233H241V235H243V238L242 237H241V239L238 238V240L236 241L235 236L238 235ZM57 235H58V233H57ZM72 237H76V236H72ZM107 237H109L108 238L109 240L108 241L105 240L106 242H104V239ZM51 240H49V241H51ZM80 242L81 241H77V240L74 241L72 239L70 240L67 238L66 242L63 245L67 246V244H68V246H73L74 243H80ZM11 243L13 244V246H11L12 245ZM7 245L11 246V247H9V248L5 247ZM49 245L54 246V244L52 245V243H50ZM82 245H83V243H82ZM135 247H137V246H135ZM50 249H53V247H50ZM4 250H6V253H3ZM65 251L69 252V254H67V255L62 254ZM138 255H142V253H140V251H139ZM124 259H127L128 261L124 262Z\"/></svg>","mask_w":264,"mask_h":264},{"label":"snow or ice","instance_id":"snow-or-ice-1","mask_svg":"<svg viewBox=\"0 0 264 264\" xmlns=\"http://www.w3.org/2000/svg\"><path fill=\"white\" fill-rule=\"evenodd\" d=\"M0 172H6L10 174L11 176H13L14 178H16L17 180H19L21 169H20L19 164H16L15 166H13L12 164H9V163H3V164H0ZM33 199H37V198L33 197Z\"/></svg>","mask_w":264,"mask_h":264}]
</instances>
